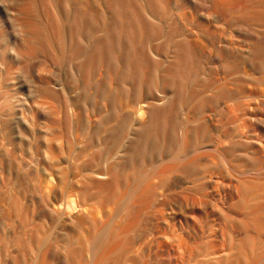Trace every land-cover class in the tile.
<instances>
[{
    "label": "bare ground",
    "instance_id": "obj_1",
    "mask_svg": "<svg viewBox=\"0 0 264 264\" xmlns=\"http://www.w3.org/2000/svg\"><path fill=\"white\" fill-rule=\"evenodd\" d=\"M47 1L51 11L45 12L47 13L46 23L39 24L28 19L25 16L27 12L22 14L24 17L20 18V23L27 32L23 34L25 31L22 30L23 33L14 41L18 50L15 55L19 54L32 66L48 47L52 61L55 64H65L70 69L73 85H69L70 80L67 78L54 77L52 84L46 77L38 76L39 84L46 91L49 84L54 85L53 93L62 95V98L69 97L68 103L72 101L71 97L78 99L82 91L88 89H95V91L91 101L86 97L85 100L83 99L90 103L86 104L87 106L75 105L73 101L65 104L60 112L66 122L63 135L54 132L55 126L59 123L57 121L52 125L49 124L50 122L47 123L48 126L45 124L47 128L45 127V130V125L43 126L45 133L42 135L39 134L37 126L30 125L31 123L25 125L32 139L36 138L35 134L41 136L38 142H36L38 137L35 142L34 140L32 142L28 135H20V140L23 144L25 143L24 150L34 157L33 160L36 157L43 158L41 161L47 158L50 174L56 170H64L62 163L66 161L68 165L70 158L67 156V159L61 161L58 152L63 153L65 146L68 149L67 145L70 143L76 146L84 145L85 149L93 140L98 144L108 145L115 135L116 128L120 126L118 124L120 108L124 109L125 103L142 104L144 102L147 106H153L151 99L158 98L161 102L160 97L163 99L175 97L176 103L183 104L191 98V96H184L183 92L197 81L193 82L192 78L194 75L198 78V75L203 73L204 77L207 75L212 79L197 82L202 86L205 83V88L213 92L226 95L225 92L228 91L227 94L230 95L232 102L230 114L234 121L233 138L230 144L232 160L238 163L243 161V158H247L254 166L248 168L255 173L253 177L264 180V29L259 36L253 35L250 40L241 42L221 37L215 38L219 47L213 48L216 51V64L213 63V68H208L207 71V67L203 65L201 53L203 43L199 34L202 33H198L194 28V26L198 28L199 20L198 10L195 7L193 11L184 14L185 26L173 30L161 29L153 15L150 16V29L136 30L131 26L123 29L109 23L107 16L101 28L91 29L88 28L86 21L88 11L80 3L81 0ZM109 1L111 4L118 5L117 0ZM169 1L166 0L167 3ZM220 1L216 0L214 6H217ZM3 6L0 2L1 11ZM13 12L14 10L6 9L10 25L15 28L18 19ZM65 13L73 16L70 23L68 18L64 20ZM259 17L264 22V11ZM19 27L22 29V26ZM19 27L15 29L19 30ZM41 30H45L43 41L40 36ZM125 34L130 39H126ZM0 36H4L3 29H0ZM88 41L93 43L92 51L87 45ZM181 42L185 45H180ZM171 46L173 49L169 50ZM210 50L212 49H209V52ZM172 51L174 54L171 56ZM180 54L182 57L179 56ZM159 55L165 56L166 60L160 59ZM98 68L99 72H97ZM93 73L105 77L107 83L103 89L99 88V84L93 80ZM218 73H223L224 76L220 79L216 78ZM231 75H233L232 81L235 80L234 85L238 83L237 77H244L243 82H240L244 85H242V91L244 88L242 96H238L237 88L229 89L225 84L223 79ZM155 76H158L159 80L155 81ZM178 78L183 80L179 82ZM151 85L158 86V97L152 95ZM200 88L201 91L205 89L204 86ZM169 100L171 105L174 99ZM207 102L208 98L203 95L201 97L200 94L199 104L205 105ZM165 104L167 105V102ZM188 104L185 105L188 107L190 106ZM172 105H175V102ZM128 126L120 130L116 135L118 138L116 144L108 149V154L113 158L120 156L118 164L121 171L112 176L109 173L100 172L86 176L96 183L98 188L91 189L76 175L70 183L67 202H62L60 205L55 195L54 198L52 197L55 190L49 184V180L45 181L43 185L45 189L43 188L44 191L42 190L43 193H41V206L36 207L34 213L23 216L24 220L33 222V225L28 227L31 235L33 236L36 227L44 223L51 228H59L60 214L65 210L69 218L67 229L69 256L68 261L62 264H264L262 206H251L244 192L238 189L233 181H230L228 186V201L217 198V194L212 196L208 190L211 184H204L200 188L188 187V184L190 186L195 179L194 174L190 172V166L198 158L184 154L189 146L185 133L183 140L178 142L177 148L163 157L161 160L163 165H160L162 164L160 162L158 166L154 164L155 160L152 157L137 158L130 152L132 148L130 131L137 127L134 122H130ZM84 138L88 139L87 144L84 143ZM66 151L70 152V150ZM160 166L163 167L160 169ZM48 167L45 168L47 171ZM178 171L181 173L179 174ZM172 173L176 175L178 173L180 176L175 179V183H169L168 180L169 185L166 183L167 187L165 186L168 194L164 195L165 199L161 201L162 194L155 191L153 179L156 180L154 177L158 175L168 178L167 176ZM110 176L113 186H110L108 181H102ZM25 178H23L24 181H26ZM212 178L209 174H202V179L206 180L205 183L211 182ZM24 181L22 180V183ZM26 182L29 183V181ZM41 182L42 185L44 181L41 180ZM156 184L158 185V182ZM103 186H107L106 190ZM177 187L181 188H178L180 191L185 188L190 194L185 195L188 193L186 191L184 195L181 194L182 196L179 193L178 196L173 195L179 192L174 191ZM173 191L175 193L172 194ZM210 196L213 200L211 202L206 200ZM142 222L143 226H141ZM217 223L223 232L225 250L206 252L204 258L199 259L189 243L194 240L192 242L194 247L195 241L211 239L213 227ZM138 228L146 234L136 237L137 232L133 234V231ZM49 234L50 231H47L33 240L40 264L49 263L50 258L55 259L57 256L56 252L48 247ZM164 246H168V249Z\"/></svg>",
    "mask_w": 264,
    "mask_h": 264
},
{
    "label": "rangeland",
    "instance_id": "obj_2",
    "mask_svg": "<svg viewBox=\"0 0 264 264\" xmlns=\"http://www.w3.org/2000/svg\"><path fill=\"white\" fill-rule=\"evenodd\" d=\"M0 2L4 5L2 11L0 10V29L4 30V36H0V264H40L39 255L36 247H34L33 240L39 235H44L47 231H50L48 247L51 251L56 252L57 256L55 259L54 257L50 258L49 263L46 264H52L51 262L62 264L68 261L69 239L67 229L69 218L65 210L60 214L61 225L59 228L54 229L44 223L42 226L39 225L35 228L33 236L31 235V230L28 229L29 226L33 225V222L24 220L23 216L34 213L36 207L39 208L38 206H41V193L45 189L43 185H45L46 180H49V184L55 190L52 197L54 198L55 195L56 200L61 205L62 202H67L70 193V183L76 175L91 189H96L98 188L97 184L86 177L88 174L100 172L109 173L112 176L120 172L121 169L118 164L120 156H114L113 158L108 154V149L116 144L118 139L116 135L121 129L129 127L128 124L130 122H134L137 127L135 130L130 131L132 137L130 152L134 153L137 158L139 156H149L155 160V165L158 164L159 166L160 162L162 163L160 165H163L162 158L177 148L178 142L183 140L182 137L185 133L189 146L184 154L198 158L190 166V172L194 174L195 179L190 186L188 184V187L200 188L204 184H211L209 185L210 189H208L209 193L212 196L217 194V198H221L222 201H228V186L230 181H233L238 189L244 192L248 203L251 206H262L264 212V180L253 177L255 173L249 171L248 168H253L254 166L247 158H243V161L236 163L230 155V144L234 130V121L231 119L230 114L232 109L230 95L227 94L228 91L224 95L205 88L204 82L210 81L212 77L208 76V78L207 75L204 77L203 73V75L201 74L202 76L198 75V78L194 75L192 80L193 82L196 80L204 81L202 84L204 83L203 86L206 90H200V87L203 88L201 83L197 81L194 84L192 83L190 88H186L183 92L184 96H191L186 101L187 103H183L184 105L176 103L175 97H164V99L160 97L159 99L162 98L161 102H159L158 98L151 99L153 106H147L144 102L142 104L125 103L124 109L120 108V120L118 122L120 126L116 128L115 135L108 145L98 144L95 140L91 142L87 149H85L84 145L76 146V144L70 143L72 144L71 146L66 144L68 149L65 146V151L63 153L59 151L58 155H60L61 161H64L69 156L68 165L65 161V163H62V166L65 167L64 170H56L50 174V165L49 160L46 161L47 158L41 161L43 158L36 157V162L33 160L34 157L31 154L28 155L24 150L25 143L23 144L20 140V135H28L27 137L30 140L32 139V135L25 125L31 123L30 125L37 126L38 131H40L39 134L42 135L45 133L43 130L45 124L47 125L50 122L49 124L52 125L53 122L57 121L59 123L55 126L56 128L54 129L56 130L54 132L58 135H63L66 122L60 112L65 104L73 101V104L84 107L88 104V102L84 101V98L86 97L87 100L91 101L95 89H88L86 90L87 92L82 91L78 95V99L80 97L79 100L70 96L72 101L68 103L69 97L62 98V95L58 96L53 93L55 88L52 84L55 78H67V80H70L69 85H73V82H71V71L67 65L55 64L52 61L48 47H46V51L40 55L39 59L34 61L32 66L24 58H21L19 54L18 56L20 57L15 55L18 50L14 45V41L24 31L23 34L27 32L23 24L20 23V18L24 17L22 14L27 12L25 16L28 19L34 20L39 24L40 22L42 24L46 23L45 15L48 11H51L47 0H0ZM215 2L216 0H170L169 3L166 0H117L118 5H116L111 4L109 0L80 1L86 11H88L86 21L88 28L91 29L101 28L104 24L105 16H107L109 23L123 29L130 26L136 30L139 28L150 29V16L153 15L161 29L168 28L173 30L184 27V14L193 11L194 7L197 8L199 29L195 26L194 28L198 33H202L199 34L203 43L201 53L203 54V65L207 67V71L208 68H213V63L214 65L216 64V51L213 48L219 47L215 42V38L221 37L222 39L241 42L250 40L253 35L259 36L261 30L264 29V22L259 17L264 11L263 0L262 2L261 0H221L217 6H214ZM6 9L14 10L13 13L16 14L18 19L17 23H15V28L18 29L19 26H22V29L19 27V30H16L14 26L10 25ZM72 17L70 13H65L63 16L64 20L68 18L69 23L72 21ZM22 30L23 32H21ZM44 35L45 30H41V41L44 40ZM125 37L130 39L126 34ZM182 44L185 45L184 42L180 43V45ZM87 45L91 51L94 49L92 42L88 41ZM174 46L176 47L175 44ZM161 48L164 50L163 47ZM171 49L173 47L169 48V50ZM209 49H212L210 50L211 52H209ZM212 53L213 56L211 57ZM173 54V51L170 52L171 56ZM179 56L182 57V54ZM159 58L166 60L163 55H159ZM99 71L98 68L97 72ZM60 74H62L63 78H61ZM220 74H216V78L219 77L220 79L224 76L223 73ZM38 76H41V78L46 77L52 83L49 84L47 91L42 89ZM157 77L155 76V81L158 79ZM92 78L99 84V88L103 89L105 87V83H107L105 77L93 73ZM243 79L244 77H237L238 83L236 85L233 84L235 80L232 81L233 75L226 76L223 80L229 89L237 88L238 96H242L241 94L244 91V88L242 91V87L244 85L242 84V86L240 82H243ZM182 80L183 78H178L179 82ZM185 84H187V79H185ZM198 84L201 86H198ZM151 86L152 95H157L158 97V86ZM200 94L201 97L203 95L208 98V102L205 105L199 104ZM224 97L226 98L224 99ZM169 99H174L171 105L169 104ZM166 102L167 105L165 104ZM174 102L175 105H172ZM185 104L190 106L187 107ZM46 125L44 126L45 130L47 128ZM39 134H35V137H38L36 142L41 137ZM36 138L32 139V142L33 140L35 142ZM87 141L88 139L84 138L85 144H87ZM66 150H70V152ZM43 164L46 167L49 166V172L45 169L46 167L42 166ZM162 167L160 166L159 168L161 169ZM205 173L213 177L211 182L205 183L206 180L202 179V174ZM179 174L172 173V175L167 176L168 178L164 177V175L154 177L156 179H153L155 181L153 183L156 186L155 191L159 192L158 194H162L161 201L165 199L164 195L168 194L165 188L169 183H175V179L180 176ZM111 176L108 179H102V181H108V184L113 186L114 183H111ZM23 178L29 183L24 181ZM22 180L25 185L28 183L26 187H24ZM41 180L44 181L42 185L40 184L42 183ZM168 180L169 183H167ZM19 182L21 183L19 184ZM157 182L158 185L156 184ZM106 188L107 186H103L104 190ZM178 188L180 187H177L174 191L179 192L175 193L173 191L172 194L175 193L173 195L178 196L180 194L182 196L181 194L183 193L184 195L186 191L188 193L185 195L190 194L185 188H182L183 192L178 190ZM207 198V201H213L211 196L209 197L210 200ZM143 224L142 222L141 226ZM215 226L213 227L211 239L195 241V244L193 243L194 247L192 246L193 239L189 243L194 248V254L199 259H203L206 252L225 250L223 232H221L218 223ZM138 229L133 231V234L137 232L135 233L136 237L146 234L142 229L139 231ZM262 247L264 249V241ZM164 248L168 249V246H164Z\"/></svg>",
    "mask_w": 264,
    "mask_h": 264
}]
</instances>
